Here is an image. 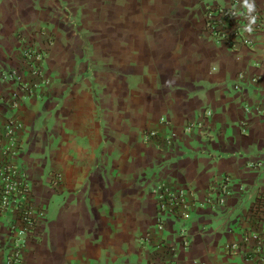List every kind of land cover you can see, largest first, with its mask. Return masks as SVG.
<instances>
[{
    "label": "crops",
    "instance_id": "crops-1",
    "mask_svg": "<svg viewBox=\"0 0 264 264\" xmlns=\"http://www.w3.org/2000/svg\"><path fill=\"white\" fill-rule=\"evenodd\" d=\"M235 1L0 0V164L17 120L15 163L46 212L25 264H163V241L176 264H258L228 245L264 188V23L235 46L205 26L208 6ZM238 5L264 22V0ZM194 121L204 128L187 131ZM169 181L191 191L190 215L164 214L159 229L156 187ZM12 219L0 210V260Z\"/></svg>",
    "mask_w": 264,
    "mask_h": 264
},
{
    "label": "built area",
    "instance_id": "built-area-1",
    "mask_svg": "<svg viewBox=\"0 0 264 264\" xmlns=\"http://www.w3.org/2000/svg\"><path fill=\"white\" fill-rule=\"evenodd\" d=\"M250 2L251 0H246ZM239 0L231 5L211 4L205 11V26L213 38L218 42H225L235 46L239 42L247 45H253L249 37L263 26V17L260 10L247 6H239ZM26 62L31 71L36 76L43 75L42 55L38 50L28 48L25 52ZM41 82H45L42 79ZM210 115L211 112H208ZM162 121H166L162 118ZM203 121H194L186 125L187 131L196 128L203 129ZM21 127L17 120L10 122L6 130L10 136L11 149L7 152L6 159L0 164V210L11 212L13 219L10 223L11 237L7 241L11 251L3 254L0 264H25L23 249L26 247L28 237L35 233L42 226L46 215L44 208H38L32 201V185L28 181V176L21 171L15 163V157L18 155L20 143L16 136V129ZM178 136L176 131H171L165 141L170 142ZM145 141L160 139L159 132L156 129H145L143 132ZM52 181L59 185L62 181V174L58 171L52 173ZM225 177L218 186L221 188L220 202H225V196L228 193ZM158 201V227L163 229L165 226L164 214L174 216L180 215L182 218H189V212L184 211L189 207L191 191L184 188H178L173 181L161 183L156 187ZM247 226L242 232L238 243L229 244L228 247L242 249H252L257 256L258 264H264V188L260 189L253 205L250 207L246 217ZM186 228L183 226L181 234L185 235ZM188 245L189 241L185 240ZM160 258L163 264H176L172 259L175 255V247L165 241L158 244Z\"/></svg>",
    "mask_w": 264,
    "mask_h": 264
}]
</instances>
